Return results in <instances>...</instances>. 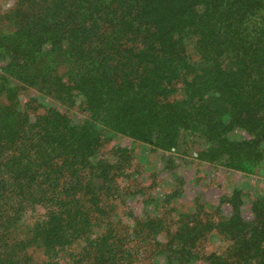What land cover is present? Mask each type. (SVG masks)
Instances as JSON below:
<instances>
[{
    "label": "trees",
    "instance_id": "16d2710c",
    "mask_svg": "<svg viewBox=\"0 0 264 264\" xmlns=\"http://www.w3.org/2000/svg\"><path fill=\"white\" fill-rule=\"evenodd\" d=\"M4 15L0 264H264V194L250 217L240 189L230 215L171 192L127 220L129 148L102 155L111 132L263 171L264 0H15ZM29 88L51 102L24 105Z\"/></svg>",
    "mask_w": 264,
    "mask_h": 264
},
{
    "label": "rangeland",
    "instance_id": "374dc122",
    "mask_svg": "<svg viewBox=\"0 0 264 264\" xmlns=\"http://www.w3.org/2000/svg\"><path fill=\"white\" fill-rule=\"evenodd\" d=\"M15 0H0V28H5L10 22L4 13L13 7ZM191 52H194V42L186 41ZM5 62H0V66ZM38 98L45 104L51 102L35 88L24 90L21 94L22 103L26 105L31 99ZM71 118L83 119L85 114L78 105L60 104ZM35 106V104L33 105ZM32 116L40 114L45 107L35 109L28 106ZM239 137H246L239 132ZM111 141L102 149V155L108 160L113 156L116 146L128 147L131 167L125 171L127 175L121 184L129 187L130 194L119 199L117 204L118 215L130 220L131 214H142L146 210H153L160 205V196L173 193L175 200L181 203L184 210L193 209L196 201L220 205L223 214L232 213V204L225 197L233 190H243L244 204L242 213L245 217L252 214V200L257 194H264V170L255 174H246L218 163H211L196 157L197 153H171L156 148L149 143L135 140L120 133H109ZM134 192V193H133ZM157 198V199H154ZM193 206V207H192Z\"/></svg>",
    "mask_w": 264,
    "mask_h": 264
}]
</instances>
